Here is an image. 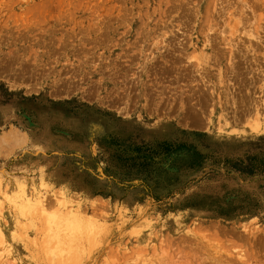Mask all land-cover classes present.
Returning <instances> with one entry per match:
<instances>
[{
  "label": "rangeland",
  "instance_id": "obj_1",
  "mask_svg": "<svg viewBox=\"0 0 264 264\" xmlns=\"http://www.w3.org/2000/svg\"><path fill=\"white\" fill-rule=\"evenodd\" d=\"M0 264H264V0H0Z\"/></svg>",
  "mask_w": 264,
  "mask_h": 264
}]
</instances>
